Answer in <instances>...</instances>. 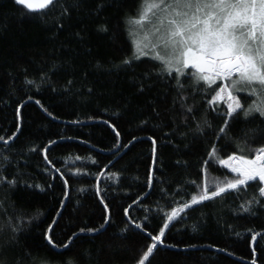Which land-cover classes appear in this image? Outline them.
<instances>
[{
	"label": "trees",
	"instance_id": "trees-1",
	"mask_svg": "<svg viewBox=\"0 0 264 264\" xmlns=\"http://www.w3.org/2000/svg\"><path fill=\"white\" fill-rule=\"evenodd\" d=\"M140 6L141 0H55L29 12L0 0V137L15 133L8 145L0 141V175L16 180L0 184V264H137L151 239L133 224L156 234L206 179L233 175L218 161L204 164L213 145L224 159L238 154L236 141L246 136L252 148L264 145L259 114L245 120L241 113L217 139L227 118L223 103L212 111L211 96L194 91L190 75L181 78V90L175 73L157 75L158 62L133 58L128 21ZM238 96L245 107L255 99ZM249 183L239 195L185 209L165 233L173 247H159L145 264H251L254 251L256 264H264V207L240 208L257 192L258 181ZM50 225L55 250L44 240Z\"/></svg>",
	"mask_w": 264,
	"mask_h": 264
},
{
	"label": "snow or ice",
	"instance_id": "snow-or-ice-1",
	"mask_svg": "<svg viewBox=\"0 0 264 264\" xmlns=\"http://www.w3.org/2000/svg\"><path fill=\"white\" fill-rule=\"evenodd\" d=\"M14 2L29 12L47 9L54 4V0H14ZM128 24L130 25L129 36L134 46V59L148 57L158 62L161 67L157 75L172 76L175 73L173 78L176 80L177 88L181 90L184 88L181 78L190 75L194 91H202L205 95L211 96L207 104L212 111H219L217 106L223 103L226 107L227 118L218 130L217 139L228 134L231 127L230 122L241 113L245 120L254 114H259L261 118H264V0H141L138 15L130 18ZM100 31H107V28L102 26ZM122 63L127 65L131 63V60L125 59ZM187 70L192 71L189 73ZM218 81L220 83H217ZM26 83L32 84L33 81L28 80ZM201 85L203 88L200 87ZM241 92H247L250 97H255L247 107L238 96ZM180 98L183 100V95ZM187 111L191 112L192 108H188ZM19 117L20 109L17 108V118ZM203 125L211 127L206 118L203 120ZM109 127H112L114 132L116 131L112 125ZM201 130L202 124L198 123L197 131ZM19 131L20 126L17 124V132ZM250 131L253 133L251 139H255V130ZM119 135L117 132V137ZM13 137H0V141L8 145ZM51 143L54 144L55 141ZM236 143L238 154L229 155L226 159L221 158L218 149L213 145L208 154L209 160L204 161L206 166L209 165L210 160L218 161L219 165L233 174L231 177L225 176L223 180L216 177L211 180L206 179L198 195H193L190 201L173 207L171 212L166 214V220L156 234L145 232L146 225L143 227L140 223L132 225L151 239L137 264H145L150 255L159 247H173L165 244L164 241L169 222L193 205L214 198H223L231 193L239 195L248 187H252L249 182L258 181L255 185L257 192L250 200L241 204L240 208L245 213H252L253 205L259 204L264 207V145L252 148L247 136L243 142L237 140ZM152 144L153 163L155 164L156 141L154 139H152ZM246 149L254 155L250 157L245 154ZM31 151H36V149L33 148ZM45 159L47 160V156ZM60 178L64 180V187L67 189L68 181L62 175ZM3 183L14 186L16 180H7L0 175V184ZM152 183L150 170L149 186ZM36 187L40 188L39 185ZM40 190L43 191L42 188ZM96 191L99 196V187ZM65 196H67V191H65ZM100 203L104 204L106 213L110 211L103 199ZM124 212L127 216L128 209L125 208ZM103 219L104 224L109 223L108 216ZM17 230L18 227L12 228L13 232ZM52 231L50 225L44 234V240L55 250L58 246L51 235ZM85 231L91 233L99 229H80V232ZM257 235L252 236L253 241L256 240ZM68 247V244L63 245L65 249ZM251 264H256L255 251Z\"/></svg>",
	"mask_w": 264,
	"mask_h": 264
},
{
	"label": "water",
	"instance_id": "water-1",
	"mask_svg": "<svg viewBox=\"0 0 264 264\" xmlns=\"http://www.w3.org/2000/svg\"><path fill=\"white\" fill-rule=\"evenodd\" d=\"M55 1V0H54ZM43 10H45V9H38L36 12H41V11H43Z\"/></svg>",
	"mask_w": 264,
	"mask_h": 264
},
{
	"label": "rangeland",
	"instance_id": "rangeland-1",
	"mask_svg": "<svg viewBox=\"0 0 264 264\" xmlns=\"http://www.w3.org/2000/svg\"><path fill=\"white\" fill-rule=\"evenodd\" d=\"M128 28H130V25L128 24ZM131 41H132V39H131ZM241 93H247V92H241ZM241 93H238V94H241Z\"/></svg>",
	"mask_w": 264,
	"mask_h": 264
}]
</instances>
